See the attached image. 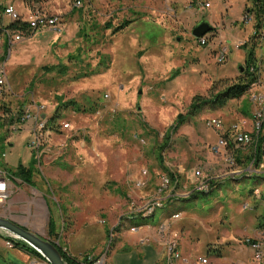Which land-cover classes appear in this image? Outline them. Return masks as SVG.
<instances>
[{"label":"rangeland","instance_id":"374dc122","mask_svg":"<svg viewBox=\"0 0 264 264\" xmlns=\"http://www.w3.org/2000/svg\"><path fill=\"white\" fill-rule=\"evenodd\" d=\"M58 1L29 10L58 16V39L47 30L53 35H23L19 41H10L6 53L5 47L3 53L0 47V62L6 70L0 102L14 112L21 109L35 114L38 110L49 118L61 96L63 101L75 100L86 108L94 106L96 112L63 110L57 132L37 155L28 146L31 134L25 128L12 132L0 147V168L8 172L19 164L29 167L34 159V182L35 176L41 177L37 184L44 185L42 200L56 233L72 236L69 245L73 251L102 264H155L150 256L156 248L150 238L137 243L127 235L132 225L124 220H128L132 205L152 198L163 176L176 177L181 192L185 186L191 187L186 177L194 181L196 170L209 173L217 177L209 194L177 198L157 210L147 224H156L157 235V227L170 213L179 212V220L166 223L179 233L177 241L190 256L218 250L224 264H235L228 260L234 253L242 257L239 264H256L244 240L260 241L264 246V233L252 235L264 223V177L235 178L232 170L220 167L227 153L212 148L220 133L208 125L211 118L220 119L224 128L241 124L243 117L250 119L253 110L247 96L221 108L206 106L171 130L177 116L186 114L193 97L209 98L241 79L245 49L236 48V44L250 41L255 31L254 21L242 22L250 3L246 0L243 10L238 0H80L78 6L77 0H66L62 7L51 5ZM11 3L24 13L22 0ZM201 3L211 7L197 11ZM225 6L229 8L225 10ZM213 12L217 19L209 23L214 30L205 34L208 41L202 46L192 30L200 21H210ZM225 12L232 21L225 20ZM26 15L23 18L28 19ZM5 20L7 25L11 22ZM125 20L131 23L119 32L108 27ZM222 48L227 50V58L218 63L216 56ZM253 56L258 62L264 60V42L257 43ZM60 64L66 68L64 73L44 70ZM64 124L69 127L63 128ZM138 180L143 182L141 187ZM17 183L23 185L19 179ZM25 188L28 201L19 203L8 215L35 231L33 221L37 225L46 222L41 211L37 213L36 204L29 202L36 196L39 199L40 190ZM255 188L260 200L248 195ZM37 231L48 239L43 226ZM177 252L187 264H197L198 257L191 260L178 246ZM15 254L16 249H7L0 235V259L14 262Z\"/></svg>","mask_w":264,"mask_h":264},{"label":"built area","instance_id":"2783aa9c","mask_svg":"<svg viewBox=\"0 0 264 264\" xmlns=\"http://www.w3.org/2000/svg\"><path fill=\"white\" fill-rule=\"evenodd\" d=\"M80 2H76L75 6H78ZM201 7L197 10L209 8L208 3H201ZM0 4V16L7 17L10 21H16L20 18V15L14 10L12 6H4L2 7ZM28 19L20 18L22 22H26L29 25V28L32 32L40 31V30H50L56 34L61 33V23L57 16L55 15H46L41 11L29 12ZM254 17L253 14L246 10L243 14L242 22L244 24L251 23ZM1 31V29H0ZM5 37L10 41H19L21 40L22 34H13L11 31L4 29ZM251 38H255L254 40L257 43L264 42V25L262 28L257 31H254ZM250 38V39H251ZM1 40V39H0ZM198 44L202 46L207 45V39L203 36L197 39ZM247 41H240L236 44V48L242 47ZM227 50L222 48L216 56V61L218 63H223L227 58ZM258 72L260 74L259 79L256 82L252 83L250 88L247 91L248 101L252 105V114L251 119H242L241 124H231L230 127L226 130L223 127V123L220 119L211 118L208 121V125L215 129L217 132L224 134L226 131L230 133V138L235 146H240L245 149H249L255 155L258 153L259 157L258 163H256V158L251 160V165L254 166V172L261 174L264 176V60H260L258 62ZM255 69L251 68L250 71L253 72ZM6 83V70L3 62H0V96H2V89L4 88ZM31 120L33 122V128L31 130V140L28 143L33 152L37 155L38 150L41 148L46 138V121L40 113L37 112L35 114H31L28 111L25 112V116L22 117L21 122H26ZM25 124V123H24ZM249 126V130L246 129V126ZM69 127L68 124H64L63 128L67 129ZM14 129V128H12ZM227 146V142L223 137H219L217 145L212 148L220 153L221 148H225ZM4 157V154L1 155ZM227 164L230 166H234V161L231 156L227 158ZM238 168H233L230 174L240 173ZM195 178L192 182L191 187L184 188L183 191H177L178 180L175 177L174 179H169L168 176H163L160 179V185L157 187L155 195L146 200L148 202H143L139 206L132 205V212L127 216V219H135L141 218L146 219L153 217L157 210H161L166 206V202L170 199L177 198H189L194 194L205 193L208 194L210 192V176L203 174L199 170L194 172ZM12 178L2 168H0V205L4 204L11 195V184ZM143 182L141 180L137 181V186L141 187ZM243 209H247V205L243 206ZM181 213L173 212L169 215L167 220L173 223L180 219ZM163 221L157 227V239L160 240L163 248L165 260L164 264H178L179 262H183V264H187L186 260L180 258L179 253L177 252L178 246V232L172 231L169 228V224ZM144 226H136L132 225L128 228V232L137 233ZM149 241V239L145 238L142 242ZM245 245L250 249L252 254V259L256 264H259L263 261L264 258V246L260 241L251 240L249 238L244 240ZM5 246L7 249L14 248V243L10 240H5ZM94 264H102L100 260L95 261ZM197 264H207V259L198 257Z\"/></svg>","mask_w":264,"mask_h":264},{"label":"trees","instance_id":"16d2710c","mask_svg":"<svg viewBox=\"0 0 264 264\" xmlns=\"http://www.w3.org/2000/svg\"><path fill=\"white\" fill-rule=\"evenodd\" d=\"M49 1H52V0H22L23 5L26 8H29L31 10H33L35 6L43 5L44 3H47ZM247 1L250 3V6H247V8H245V11L249 10L253 14V17H254L253 21H254V27H255L254 29L258 33L259 30L264 25V0H247ZM76 2H80V0H77ZM74 10L75 9L72 8L71 14L74 13ZM20 18H22V16H20ZM20 18L17 19L16 21H11L8 25L5 26V28H2V29L9 30L13 34L19 33L24 36L33 35L37 32V31L32 32L29 28L28 23L22 22ZM129 23H131V21L125 20L118 26L113 27L112 25L108 24V27L112 29L113 33H116L126 28L129 25ZM213 30L214 28L211 31ZM1 33L3 32L0 31V34ZM83 35L85 37L87 36L86 33H84ZM254 39L255 38H251L250 41H247L242 46V48L245 49V58H244L243 65L240 66L241 68H243V74L241 76V79H239V81L231 85L225 86L221 91L217 92L216 94H213V95L211 94L209 98H203L201 96L193 97L192 102L189 105L186 114L185 115L180 114L177 116L175 123L173 124V126H171L172 131L177 130V127H179L180 124H183L187 118L198 115L202 111V109L205 108L206 106H209L210 108H216V107L221 108L225 106L226 103L231 100H238L242 98L244 95L247 96V91L250 88L251 84L256 82V80H258L260 76L258 72V67H257L258 61H256L253 56L254 49L257 46V42ZM251 68H254L255 70L251 72L250 71ZM56 69H58L57 71L61 73H64L66 71L65 66L61 64L58 66L44 67V70L47 72H52V71H55ZM3 95L0 96V98H2ZM56 100H58L59 102L57 101V106L54 112L52 113V115L49 118H46L45 116L46 129L52 132H57L56 123L61 118V115H62L61 112L63 110L71 108L74 112H77V113L83 112V113H88V114H94L96 112V109L94 108V106L89 105V107L86 108L82 106L81 104L77 103L75 100L63 101L61 96L57 97ZM23 116H25V112L23 110L20 109L19 111L14 112L8 106V104L2 101L0 102V147L7 141V139L10 137L12 132L17 131L20 128H22V126L25 123V122L24 123L21 122V119ZM220 137H223V139H225L227 142V146L221 149L224 150L225 154L226 153L227 155L229 154V156L232 157L233 161H234V154L235 152H238V151L248 152L249 161H251L253 158L257 159L259 157L258 153L254 155L252 151L249 149H245L240 146L239 147L235 146V144L232 142V139L230 138V133H228V131H226L224 134H221ZM34 156L35 155H32V157ZM34 163H35V160L33 159L32 165L29 167L19 164L15 170H8V174L11 176V178H17L22 183L28 186H33L32 177L34 174V169H33ZM257 163H258V159L256 160L255 164ZM235 166L236 164L234 161V166L232 167L236 168ZM209 178H210V183H211L210 189L213 190L214 189L213 185L215 183H213V178L211 177ZM198 194L205 195V193H198ZM194 197H195V194H194ZM151 218L152 217L146 218V219L135 218V219H129V220H130L131 225L142 226V225H146L148 223V220ZM120 225L121 223L119 222L117 226H120ZM115 229L116 228H113L112 232ZM54 231H55V223L53 219L50 217L49 222H48V235L50 237V240H51V236H54L55 234ZM51 242L57 246V249L66 264H93L96 261L95 258H91L87 256H83L81 258L71 256L58 243H55L52 240ZM14 248H19L34 257L42 258L34 250H32L31 248L27 246H24L23 244L19 242H16L14 244Z\"/></svg>","mask_w":264,"mask_h":264},{"label":"crops","instance_id":"0c3cea01","mask_svg":"<svg viewBox=\"0 0 264 264\" xmlns=\"http://www.w3.org/2000/svg\"><path fill=\"white\" fill-rule=\"evenodd\" d=\"M13 0H0V4L2 5V7H4V6H12L13 8H14V10L20 15V16H25L26 14V16H28V14H29V10H31V9H29V8H26L24 5V13H20V12H18L17 11V9L13 6V4L11 3ZM21 1V0H20ZM65 1L66 0H60V1H58V2H54L53 4H51V5H55V6H59V7H62V6H64L65 5ZM238 2H240L241 3V9L243 10V8L245 7V5L247 6L248 4H247V1L246 0H238ZM22 4H23V2H22ZM209 4V8L211 7V4L210 3H208ZM233 3H231L229 6L230 7H232L231 5H232ZM41 6V5H40ZM248 6H250V5H248ZM2 7H1V9H2ZM38 6H35L34 7V9L35 8H37ZM229 7H227V6H225V10H227ZM50 9V8H49ZM56 9H53V10H51L50 9V11H52V12H54ZM71 14V13H70ZM56 16V15H55ZM58 17V16H57ZM209 18H210V21L208 20V22H210V23H213V22H215V20L217 19V15L216 14H214V12L213 13H210L209 14ZM216 18V19H215ZM225 20H230V21H232V17H230V15H229V13H227V12H225ZM61 21V20H60ZM7 24H6V20H5V17H3V16H0V29H1V31L3 32V33H1L0 34V38L2 37V40H0V41H2V43L0 44V47H1V51H2V53H3V47H5V51H4V53H6V51L8 52V48H9V42H8V39L5 37V34H4V29H2V28H5V26H6ZM244 26V25H243ZM45 34H52L53 35V33H51L50 31H47V30H40V31H37V33H35L33 36H31L30 38H39V37H46V36H43V35H45ZM56 36V38L58 39L59 37H60V35H57V34H55ZM62 37V36H61ZM228 42V44L231 42L230 41V39L227 41ZM16 43V42H15ZM12 44H14V42L12 43ZM229 53H233V51H229ZM4 63V62H3ZM43 116V115H42ZM43 118H45V116H43ZM243 118H245V117H243ZM245 119H247V118H245ZM251 119V118H250ZM250 119H247V120H250ZM32 125H33V122L31 121V120H29V121H26L25 122V124L22 126V129H26L30 134H31V130H32ZM225 129L227 130L228 128L227 127H225ZM52 133H54V132H52V131H50V130H47L46 131V138H45V142L43 143V144H45V143H48V140H49V138L51 137V134ZM56 133V132H55ZM9 140V139H8ZM8 143V142H7ZM220 151H221V153L223 152L224 154H225V152H224V150L223 149H220ZM32 152V151H31ZM32 155H34L33 153H32ZM229 157V154L226 156V158H228ZM33 158H35V156L33 157ZM248 158H249V155H248V152H244V151H238V152H235V154H234V161H235V164H236V166L235 167H237L238 169L237 170H240L241 172L240 173H235V174H232V175H235V178L236 177H240V176H242V177H246V178H252V177H258L259 175L260 176H263V175H261V174H258V173H256V172H254V166L253 165H251V161H249L248 160ZM247 159V160H246ZM225 161V163H224V165H222V166H220V167H223V168H227V170L228 169H230V170H232L233 169V167L232 166H230V165H227L226 163H227V161L226 160H224ZM205 175H208L209 176V173L208 174H206L205 173ZM226 176V175H225ZM225 176H223L222 175V177H225ZM33 177H34V174H33ZM32 177V182H33V186H28V185H26V184H24L23 183V185H19L18 183H17V178H12V181H11V184H10V187H11V194L13 193V198L11 199V200H7L6 202H5V204L2 206V210H0V217H2V218H6V219H9L10 221H12V222H14V223H16V224H18V225H20V226H22L21 224H19V223H17V221H13V219L11 218V217H9V215H8V212L10 211V210H15L16 209V207H17V205L19 204V203H21V202H27L28 201V199L26 198V196H27V192H28V190L25 188V186L28 188V189H31V188H36V189H39L40 191L38 192L40 195H39V199H38V197L36 196V198L34 199V200H29V202L30 203H34V204H36V210H37V213H39L40 211H41V215L42 216H44V218L46 219V222L45 223H39V225H37V223H35V221H33L32 222V224H31V228H33L35 231H33V230H30V231H33L34 233H36V234H39V233H37L38 231H37V229H38V227H40V226H43V228L46 230L45 232H43V234H44V236L46 235L47 237H48V239L50 240V237H49V235H48V222H49V218L51 217L50 216V212H49V210L47 209V207H46V205H45V203H44V201L42 200L43 198H44V191L43 190H45V188H44V185L42 184V185H39V184H37L38 182H37V178L38 179H40L41 177H38V176H35V182H34V178ZM186 177V176H185ZM211 178H213V181H214V179L215 178H217L216 176H210ZM264 177V176H263ZM190 178V179H189ZM234 178V179H235ZM181 179H182V176H181ZM186 179H189V181H190V184H192V181H193V178L192 177H186ZM223 179H225V178H223ZM22 183V182H21ZM213 183H215V182H213ZM36 184V185H35ZM35 185V186H34ZM211 192V191H210ZM262 194H264V193H262ZM15 195V196H14ZM196 195V194H195ZM248 195H250V196H253L254 198L256 197L258 200H260V191H259V189H257V188H255L254 190H252L251 192H250V194H248ZM259 196V197H258ZM192 197H194V195H192L190 198H192ZM263 197V196H262ZM185 199H189V198H185ZM33 201V202H32ZM175 201V199H170V200H168L167 202H166V206H168L169 204H172L173 202ZM247 205V204H246ZM5 206V207H4ZM7 208H8V210H7ZM170 211V210H169ZM165 213H168V212H165ZM165 213L163 214V215H165ZM171 213H173V212H171ZM170 213V214H171ZM162 215V216H163ZM126 219V218H125ZM54 221V220H53ZM124 221H126V222H130V220H124ZM160 221H161V219H160ZM159 221V222H160ZM158 222V223H159ZM55 223V222H54ZM142 226H144L139 232H137V233H130V232H128V237H130V239L132 240V241H137V243L139 242V243H141L140 242V240H142V239H144V238H147L148 237V239L150 238V240H151V243L155 246V248H156V251H154V250H152V254H151V256H150V259H154V262H155V264H164V248H163V246H161L160 245V242L158 241V239H157V236L155 235V229H156V224L155 225H148V224H146V225H142ZM23 227V226H22ZM64 227H65V224H64ZM130 227V226H129ZM55 228H56V226H55ZM263 228V229H262ZM113 230V229H112ZM262 230H264V223L263 224H261V228H260V230L258 229L257 231H252V235H254V234H257V235H261V234H263L264 233V231H262ZM55 232V234H54V236H51V240L52 241H54L55 243H58L61 247H63L64 248V250L66 251V252H68L71 256H74V257H77V258H81V257H83L84 255L81 253V252H75V251H73L72 249H71V247H70V240H71V238H72V236L71 237H63V236H60V233H56V231H54ZM130 233V234H129ZM50 240V241H51ZM148 247V249H149V246H147ZM67 248V249H66ZM13 250L14 249H16V254L15 255H13V260H14V262H6L5 260H3V259H0V264H48L43 258H37V257H34V256H32V255H30V254H28L27 252H24L23 250H21V249H19V248H12ZM11 249V250H12ZM178 249L180 250V252H181V254L182 255H184V256H186V257H189L191 260H194L196 257H200V256H195V257H192V256H190L188 253H186V249L184 248V246H181V244H180V240H179V243H178ZM70 251V252H69ZM150 251V250H149ZM251 253V252H250ZM148 256H149V253L147 254ZM222 256V255H221ZM220 256V254H219V251L218 250H211V251H209V250H207V255L206 256H201L202 258H205V259H207V261H210V264H224V263H222V258H220L221 257ZM236 256H238V258L237 259H235V257ZM113 258H114V255H113ZM156 258V259H155ZM228 260H230V261H232L233 263H235V264H239V263H241V261H242V257H241V255H239V254H233L232 256H231V258H229ZM105 262H107V259H106V261ZM191 263H194V262H191ZM262 264H264V258H263V261L261 262ZM260 264V263H259Z\"/></svg>","mask_w":264,"mask_h":264},{"label":"water","instance_id":"95a60500","mask_svg":"<svg viewBox=\"0 0 264 264\" xmlns=\"http://www.w3.org/2000/svg\"><path fill=\"white\" fill-rule=\"evenodd\" d=\"M213 27L206 20L200 21L194 26L192 30V36L199 39L208 32H211ZM242 71V69H240ZM0 231L4 234L5 240H10L14 244L19 242L24 246H27L38 253L48 264H66L61 254L59 253L57 246L50 240L41 237L33 231L10 221L9 219L0 217Z\"/></svg>","mask_w":264,"mask_h":264}]
</instances>
